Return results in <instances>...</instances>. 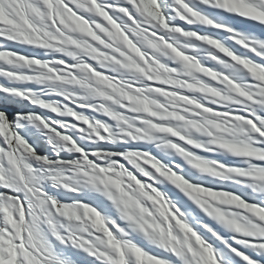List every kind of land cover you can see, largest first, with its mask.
<instances>
[{
    "label": "snow or ice",
    "instance_id": "obj_1",
    "mask_svg": "<svg viewBox=\"0 0 264 264\" xmlns=\"http://www.w3.org/2000/svg\"><path fill=\"white\" fill-rule=\"evenodd\" d=\"M0 264H264V0H0Z\"/></svg>",
    "mask_w": 264,
    "mask_h": 264
}]
</instances>
